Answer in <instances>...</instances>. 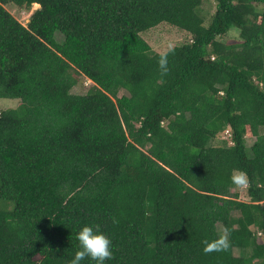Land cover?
<instances>
[{
	"label": "trees",
	"instance_id": "16d2710c",
	"mask_svg": "<svg viewBox=\"0 0 264 264\" xmlns=\"http://www.w3.org/2000/svg\"><path fill=\"white\" fill-rule=\"evenodd\" d=\"M203 2L0 0V264H68L89 223L106 264H264V0Z\"/></svg>",
	"mask_w": 264,
	"mask_h": 264
},
{
	"label": "rangeland",
	"instance_id": "374dc122",
	"mask_svg": "<svg viewBox=\"0 0 264 264\" xmlns=\"http://www.w3.org/2000/svg\"><path fill=\"white\" fill-rule=\"evenodd\" d=\"M35 5L30 10L20 9L16 6L14 7L9 6L7 8H9L10 12L22 24L27 25L30 19L29 17L32 14V12L38 9L37 8L38 5L37 6ZM202 7H203V15L208 19L207 20L208 22L209 20H211V15L215 11L214 0H204ZM142 36L151 45V47L157 52H163L169 47L180 45V44H183L191 40V35L188 32L178 27L171 26L167 23H162L157 27L151 28L150 30L143 32ZM223 40L230 41V42H238L240 41L239 32L237 30H232L226 36L223 37ZM93 85L94 83L91 80L82 76L80 77L79 84H77L73 88L72 93L86 94ZM125 93H126L125 91H121L120 95H123ZM20 102L21 100L19 99L1 98L0 99V112L3 110L17 108ZM226 135L227 134L220 135L218 140H216L217 144H221V141L225 139ZM247 141H248V146H250L253 143L252 138H249ZM236 176H237V185L234 188V191L235 192L239 191L240 199L242 201H249V198L247 195V189L245 185V182H246L245 178L239 174H237ZM218 228L222 236L226 237L223 226L219 224ZM236 254L239 255V252L236 251Z\"/></svg>",
	"mask_w": 264,
	"mask_h": 264
},
{
	"label": "clouds",
	"instance_id": "9594fccd",
	"mask_svg": "<svg viewBox=\"0 0 264 264\" xmlns=\"http://www.w3.org/2000/svg\"><path fill=\"white\" fill-rule=\"evenodd\" d=\"M165 64L166 59L162 58L160 65L163 67ZM77 240L79 247L68 264H81L86 257L94 261V264H106L113 256L112 239L101 230L99 224L82 225L77 232Z\"/></svg>",
	"mask_w": 264,
	"mask_h": 264
},
{
	"label": "built area",
	"instance_id": "2783aa9c",
	"mask_svg": "<svg viewBox=\"0 0 264 264\" xmlns=\"http://www.w3.org/2000/svg\"><path fill=\"white\" fill-rule=\"evenodd\" d=\"M225 134H227V135H226V137H225L224 140H228V142L230 143V145H232L233 142L231 141V132L229 130H226L225 133H224V135Z\"/></svg>",
	"mask_w": 264,
	"mask_h": 264
},
{
	"label": "bare ground",
	"instance_id": "6f19581e",
	"mask_svg": "<svg viewBox=\"0 0 264 264\" xmlns=\"http://www.w3.org/2000/svg\"><path fill=\"white\" fill-rule=\"evenodd\" d=\"M35 5V4H34ZM38 4H36L35 6H37Z\"/></svg>",
	"mask_w": 264,
	"mask_h": 264
}]
</instances>
